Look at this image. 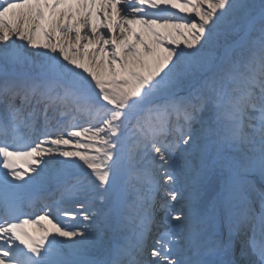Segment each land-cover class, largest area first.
Masks as SVG:
<instances>
[{"label": "snow or ice", "instance_id": "1", "mask_svg": "<svg viewBox=\"0 0 264 264\" xmlns=\"http://www.w3.org/2000/svg\"><path fill=\"white\" fill-rule=\"evenodd\" d=\"M0 264H264V0H0Z\"/></svg>", "mask_w": 264, "mask_h": 264}, {"label": "bare ground", "instance_id": "2", "mask_svg": "<svg viewBox=\"0 0 264 264\" xmlns=\"http://www.w3.org/2000/svg\"><path fill=\"white\" fill-rule=\"evenodd\" d=\"M249 2H252V0H249ZM17 43H22L20 41H16ZM29 51H32V49H28ZM12 71H16V72H20V71H24V72H28V71H34V69H31V68H28V67H17V68H14L12 69ZM210 115V113H205V119L208 118V116ZM69 120L71 121L72 124H87V117H81L79 114H77V118L76 119H71L69 118ZM87 127V126H85ZM199 125H194V128H198ZM26 139L29 140V142L31 141H35L37 139L36 136L34 135H31L30 137H26ZM79 139V138H78ZM66 150H72L73 146L70 145V146H65ZM20 162L24 163L27 165V163L25 162L24 159H20ZM181 163L180 159H179V155L177 157V164L179 165ZM256 176V179L261 181V178L259 177L258 174L254 175ZM253 176H250L249 177V180L252 181L253 183H255L256 179H252ZM177 188H179V185H176ZM48 189L50 188H47L45 187L44 190H39L37 191L30 199H28L25 203V206H24V209L25 210H28V215H32V213L36 212L38 209H42L45 207V204L48 203L49 201L46 200L45 202V196L43 195V193H45ZM57 197L59 196V193L57 192ZM175 203V202H173ZM177 206H179V204H177ZM46 211V209L42 212V214H44V212ZM110 209L108 207H105L102 209L101 211V215L97 216L95 218V222L93 224L94 227H102L103 226V221H104V213H107L109 212ZM40 214V215H42ZM37 217V216H36ZM36 217H34L36 219ZM31 219V220H35V219ZM68 223H71V221H67ZM28 225L30 226L31 228V232L29 235L33 236V237H40L42 236L44 233L41 231V226L44 228V229H48L49 231H51V225H49L46 221H39V224L37 223H28ZM108 235L113 238V239H119L120 238V233L117 232V231H112V232H109ZM236 252H237V255H239V251L236 249ZM243 259L247 260L248 257H244ZM253 260H256L258 259V257H252Z\"/></svg>", "mask_w": 264, "mask_h": 264}, {"label": "rangeland", "instance_id": "3", "mask_svg": "<svg viewBox=\"0 0 264 264\" xmlns=\"http://www.w3.org/2000/svg\"><path fill=\"white\" fill-rule=\"evenodd\" d=\"M252 1H253V3H259V0H252ZM172 11H176V12L178 13V10H172ZM178 14H179V13H178ZM78 124H79V123H78ZM80 125L83 126V127L88 126V124H80ZM79 139H84V138H79ZM16 163H17V166L19 167V170H21V171H24L25 168L28 167V164L26 165V164L20 162V160H18ZM252 179H256V176H253ZM254 185H255L257 188L260 187V186H261V181H259V180L256 179ZM56 193H57V192H55L54 194L57 196ZM51 194H53V190H52V189H48L45 193H43V195L45 196V202H46V200H48L47 197H48L49 195H51ZM48 201H49V200H48ZM173 204H175V203H173ZM175 206H176V207H179V206H177V204H175ZM45 209H46L45 207L42 208V209H38L36 212L32 213V215H29V216L27 215L26 219L29 218V217L33 218V217H36L37 215L42 214V212H43ZM23 219H24V217H21V220H23ZM34 219H35V218H34ZM23 231H25L26 233L30 234V232H31V228H30V226H29L28 224H24V225H23ZM237 243H238V247H237V248H238V251H239V240H237ZM238 253H239V252H238Z\"/></svg>", "mask_w": 264, "mask_h": 264}]
</instances>
